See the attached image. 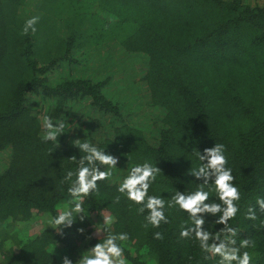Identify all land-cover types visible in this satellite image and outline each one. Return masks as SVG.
<instances>
[{"label": "trees", "instance_id": "obj_1", "mask_svg": "<svg viewBox=\"0 0 264 264\" xmlns=\"http://www.w3.org/2000/svg\"><path fill=\"white\" fill-rule=\"evenodd\" d=\"M33 16L40 17L37 31L22 35L25 21ZM102 47L122 52L115 74L128 70L124 61L145 58L139 79L151 110L145 112V122L129 118L122 105L103 93L112 80L108 84L96 77L99 73L55 80L62 68H73L78 58ZM57 70L61 72L52 78ZM39 97L46 102L40 109ZM71 102L80 105L82 133L63 129L54 142L44 141L38 116L45 112L56 125L67 107L74 109ZM83 143L118 158L119 166H100L102 171L131 170L145 162L160 168L148 195L165 200L169 222L145 227L147 210L140 213L141 205L107 179L98 182V193L83 199L80 215L86 214L85 219L77 216L63 235L59 227L43 222L39 233L19 240L20 226L26 228L33 218L53 219L61 205L73 207L68 189L86 155L77 147ZM215 144L225 146L227 167L241 195L239 211L229 221L238 231L237 247L249 238L254 247L241 249V254L248 251L251 264H264V213L256 203L264 198V3L0 0V154L10 155L0 174L1 264H62L65 255L77 264L83 247L102 242L106 227L113 234H128V240L117 243L130 264H218L219 257L203 252L194 237L180 238L191 220L178 206H168L177 191L188 194L200 188L203 181L190 169L202 163L196 152ZM69 171L74 173L71 181L65 180ZM204 190L209 203H219L214 184ZM250 207L257 209L255 221L246 219ZM218 215L205 217L208 232L223 227L215 223ZM156 232L163 239H155Z\"/></svg>", "mask_w": 264, "mask_h": 264}, {"label": "clouds", "instance_id": "obj_2", "mask_svg": "<svg viewBox=\"0 0 264 264\" xmlns=\"http://www.w3.org/2000/svg\"><path fill=\"white\" fill-rule=\"evenodd\" d=\"M40 17L33 16L27 19L22 29V35H28L29 32L37 31L36 24ZM45 134L44 141H55L59 133L64 129V123L59 122L54 125L52 119L45 116L43 120ZM80 150L86 153L80 159L78 171L75 173L76 179L72 182L68 189L69 195L72 197L73 207L69 211L59 213L55 218L49 221L52 228L59 227L61 235L64 228H71L77 216L80 220L85 219L83 211V199L90 197L93 192L98 193V182L107 180L110 176V171H102L100 166L107 168H115L118 164V158L111 154H106L98 150L96 147L83 143L77 146ZM225 146L223 144H215L214 147L205 148L203 153L196 152L198 159L202 162L198 168L190 169V174L197 181H203L200 188L195 192L185 194L177 191L172 197L168 206H178L181 211L188 214L191 225L182 227L180 232L181 239L194 237L199 244L200 249L211 257H219L218 264H251L252 256L247 249L254 247V244L249 238L241 239L237 247L236 237L237 229L233 228L229 221L234 219L239 211L238 201L241 199L240 191L235 186V177L232 175V170L227 167V157L224 155ZM206 161V162H205ZM85 162H87L86 166ZM160 168L154 167L145 162L142 165H137L131 168L130 174L119 185L118 191L125 194L127 199L137 205L140 213L146 210L148 215L145 217L147 224L154 228H159L162 223L167 224L168 217L165 215V200L157 196H149L148 190L151 183L156 180ZM74 173L69 171L65 176V180L71 181ZM214 184L215 191L219 203H209V192L204 190L205 185ZM117 201L119 197L116 198ZM258 211L264 213V198H258L256 201ZM74 213L76 216L74 217ZM211 216L218 218L215 220L217 225L223 227L215 234L208 232L205 228V217ZM257 209L250 207L248 209L246 219L257 220ZM104 223H109L106 218ZM78 231L83 234L84 229ZM107 233L102 242L97 243L89 250L90 255H83L77 264H127L124 257V249L117 241H126L129 239L127 233L113 234L107 227L104 229ZM100 236V232L96 231ZM155 239H163L160 232H156ZM205 258H209L206 256ZM62 264H73L72 260L67 256L61 257Z\"/></svg>", "mask_w": 264, "mask_h": 264}, {"label": "rangeland", "instance_id": "obj_3", "mask_svg": "<svg viewBox=\"0 0 264 264\" xmlns=\"http://www.w3.org/2000/svg\"><path fill=\"white\" fill-rule=\"evenodd\" d=\"M249 1L250 4H257L258 2L264 3V0H246ZM99 51V55H98ZM98 51L90 52L87 56L84 58H78L79 64L76 66H73V68H62V74L59 78H56V76L61 72L57 70L53 75L52 78L55 77V80H60L61 78L65 77H76V75H87V74H94L99 73L96 77H102L103 79L107 80V83L112 80V82L107 85L103 89V93L112 101L120 104L123 106V110L127 112V114L130 113L129 118L132 119V116H136L137 121H140V123H143L146 121V117L144 114L148 113V111H151L146 102L144 101V96L147 94V90L144 88L143 92L141 91V85L139 84V79L143 77L144 71L146 69L145 64V58L138 56L134 58L133 61H124L126 65H129L127 71L114 73L116 70V66L120 64L119 58L120 54L122 53L120 49H117L116 51L108 50L107 48H101ZM110 56V58L108 57ZM81 63H88L87 65H81ZM139 71V72H138ZM139 74V78H138ZM144 85V84H143ZM39 103V109L41 106L45 105L46 102L43 97L38 98ZM79 102V101H78ZM74 109L70 110L69 107L66 108V111L68 113L63 112L59 122L64 123V129L69 130L72 134L79 135L82 133L80 131V128L82 127V123L79 122V116L80 113H77V108H80V105L77 104V102H71ZM70 103V104H71ZM81 102H79L80 104ZM84 105H86L85 102H83ZM146 112V113H145ZM155 115L158 113L157 110H155ZM66 114V115H65ZM78 114V116H77ZM45 112L41 113V116H38L41 118V120H44ZM143 126V125H142ZM87 130V129H85ZM151 139V137H149ZM153 142V141H152ZM10 164V155L8 154V151L5 153L0 154V174L1 172H4L5 169ZM119 166V163L117 164ZM126 168V167H124ZM110 171L109 180L112 182H118L121 184L123 180L130 174L131 170H108ZM62 212L71 210V204L66 203L65 205H61ZM41 217H35L32 220H30L26 224V228L24 226H20L21 232L18 233L17 238L19 240L26 239V237L34 236V234H37L41 231L43 228V222H45L46 227H50L49 221L52 220L49 216L40 215ZM98 232H102V226L99 225L98 229H96ZM9 243H14L13 240H10ZM89 247H83L82 253L84 255H90ZM66 252V251H65ZM127 261V260H126ZM2 263V258L0 256V264ZM127 264H130L129 261H127Z\"/></svg>", "mask_w": 264, "mask_h": 264}]
</instances>
